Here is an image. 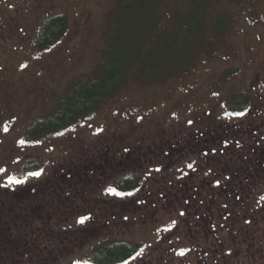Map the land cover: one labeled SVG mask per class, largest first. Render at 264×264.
I'll return each mask as SVG.
<instances>
[{"label":"rangeland","instance_id":"374dc122","mask_svg":"<svg viewBox=\"0 0 264 264\" xmlns=\"http://www.w3.org/2000/svg\"><path fill=\"white\" fill-rule=\"evenodd\" d=\"M187 2L0 0V264H95L101 237L141 244L130 264H264V0L210 1L204 36L175 40ZM115 80L69 130L31 136ZM237 188L258 192L236 207Z\"/></svg>","mask_w":264,"mask_h":264},{"label":"trees","instance_id":"16d2710c","mask_svg":"<svg viewBox=\"0 0 264 264\" xmlns=\"http://www.w3.org/2000/svg\"><path fill=\"white\" fill-rule=\"evenodd\" d=\"M210 1H214V0H188L186 4V8H185L186 12L184 11V15H181L179 11H176L174 13L173 29H172L173 32L171 33V35L176 34L175 40L180 39L182 34L185 35L186 32L188 33L189 31H191L190 27L194 24L195 25L197 24L199 28L202 29L200 30V32L202 34V37L204 36V34L206 33L205 26L209 27V25H207L206 23V19L208 18L207 13L209 11ZM229 1L230 2L236 1V3H238L241 0H229ZM150 14L151 12H149V15ZM155 17H156V13L153 14L154 19ZM221 18L223 17H220L219 14H215V15L212 14V19H210L209 21L210 25H212L213 27L214 26L220 27L222 25ZM180 19L182 20V23L184 22L183 25L180 22ZM154 25H157V22ZM153 28L149 31L148 35L155 30V28L154 29ZM65 29H66V19L64 16L57 14V15L46 17L44 22L41 24L40 31H39L38 44H39L40 49H45V47L51 45L57 38H59L63 34ZM163 31L164 30H162V32ZM159 33H161V31ZM192 40L193 39H190L189 42H191ZM208 40H211V39H208ZM92 82L87 84L88 89L86 92V97L83 98L82 101L80 98L77 99V97L64 98L61 101V106L58 112L46 120V123L43 124L41 131L37 132L36 129L32 128L34 134H31V136H41V135L53 136L60 132L67 131V129L69 130V127L72 125V122H74L77 118L82 117L86 115L87 113H89L87 112L86 114H83L82 111L78 110V107H77L78 105L84 106L85 103H88V102L89 103L98 102V105H100L101 103H103L102 101L103 100L105 101V99L107 98L109 94L108 90L118 89L119 87L122 86L121 81L117 82L115 80L111 82L110 84H108L106 91L99 92V85L97 86L96 82L94 81ZM115 179L118 180L117 182L119 183L120 190L123 193V195L124 194L132 195L136 193L137 190L139 189L138 188L140 186L139 178L137 179L134 176H126L123 178L118 177ZM240 180L241 182L245 181V179L240 178L239 180H235L233 178V181L237 182V184ZM222 191H223V197L225 198V200H227V203L236 205V207H238L240 202L244 200L246 201L245 203H249L251 198L255 196L258 192V191L253 192V193L247 192L245 189H240V188L227 190L226 192L224 190ZM221 193L222 192L220 191V194ZM240 194H243L242 198H240ZM243 205L245 204L244 203L242 204L241 202V206ZM234 215L235 214H231L232 217ZM0 241H1V236H0ZM95 243H99V245L102 244V246H99L100 249L96 251L98 252V254L95 256L93 260V263L95 264H102V263L104 264H130V262H133V260L139 257L143 251V247L141 244L129 242L127 240L101 237V238L95 239ZM3 252L5 251H3L0 247V254H2ZM102 252H104L103 254H105L106 256L105 258L103 257L102 259H100ZM10 257H12V255L5 257V258L4 256H2L3 260L10 258Z\"/></svg>","mask_w":264,"mask_h":264},{"label":"snow or ice","instance_id":"6c2138e0","mask_svg":"<svg viewBox=\"0 0 264 264\" xmlns=\"http://www.w3.org/2000/svg\"><path fill=\"white\" fill-rule=\"evenodd\" d=\"M5 130H7V129H5ZM21 143H23V141H21ZM189 167H191V165H189ZM0 171H4V170L3 169H0ZM30 175L31 176L38 177V176L41 175V173L40 172H33V173H30ZM7 183L8 184H21V183H23V181L18 180L15 177H9ZM109 191H114V190L109 189ZM85 219H87V218L86 217L85 218H82L79 222L80 223H83ZM180 255H183V252H181Z\"/></svg>","mask_w":264,"mask_h":264}]
</instances>
